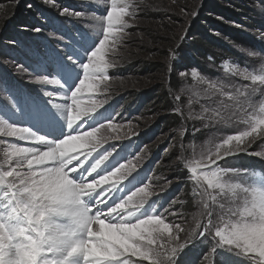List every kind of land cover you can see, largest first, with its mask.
Here are the masks:
<instances>
[{"label": "rangeland", "instance_id": "obj_1", "mask_svg": "<svg viewBox=\"0 0 264 264\" xmlns=\"http://www.w3.org/2000/svg\"><path fill=\"white\" fill-rule=\"evenodd\" d=\"M205 2L0 0V49L5 56H10L11 50L4 45L18 49L13 54L15 60H0L4 67L0 83V181L4 174L12 187L5 194L0 187V197L7 203L1 204L0 199V247L10 249L4 264L18 260L17 264H36V256L41 264H53L42 226L47 221V232L54 227L53 218L60 220V208L66 204H52L60 202L66 184L45 191L41 187L46 182L44 169L32 163L40 161L35 150L42 151V156L49 147L58 152L56 163L66 176V192L71 194L73 205L83 208L84 195L92 197L96 207L101 206L96 209L100 222L114 228L108 237L98 236L92 232L95 217L90 219L89 238L94 241L91 246L87 239V251L84 243L71 239L76 227L71 217H65L61 227L67 228L68 249L62 261L69 264V257L81 253L82 264H264V172L260 171L264 169V9L259 18L261 32L249 30L256 23L249 10L240 11L239 22L205 14L226 27L221 34L197 19ZM254 4L246 0L244 6L255 9ZM50 15L57 18L52 22ZM16 16L29 17L33 24L14 29ZM71 20L77 26H70ZM197 23L203 27L197 28ZM6 30L11 35L22 33L19 42L5 43L2 34ZM239 31L248 38L240 40ZM203 35L217 41L218 46L211 45L210 52L223 59L214 67L193 54L191 66L176 70L172 89L175 113L187 123L192 121L200 133L196 143L179 144L178 138L184 139L181 135L186 132L181 126L174 129L178 138L168 131L159 135L156 124L141 131L146 118L143 114L149 113L153 119L159 115L161 104L155 101L149 103L152 110L141 115L126 117L111 109L106 125L102 126V120L84 124L87 115L103 108L104 96L113 98L109 91L138 78L149 61H160L159 55H165L161 64L170 67L172 62L178 63L174 49L180 36L185 37L184 46L191 37L198 41ZM237 40L241 43L235 44ZM153 84L144 93L161 87L160 91L169 94L164 82ZM123 100L130 101L125 94ZM167 118L155 120L160 126ZM147 130H153L150 137ZM130 136L145 142L140 152L142 163L155 156L158 159H152V173L144 182L131 180L126 186L130 195L124 198V194H116L113 202L109 195L122 187L108 186L106 180L118 182L140 164L132 166L137 158L125 161L113 148L104 150L102 144ZM58 142L67 152V169ZM149 143L155 145L153 150H147ZM82 147H97L98 152L85 155ZM94 158L101 169L93 170ZM104 159L108 164L105 168ZM157 168H176L182 179L162 181ZM81 173L99 181L86 184ZM107 188H112L109 195ZM13 194L30 197L19 198V203L24 199L23 204H10L8 198ZM185 204L191 206L189 214L182 213ZM90 208L94 207L90 204Z\"/></svg>", "mask_w": 264, "mask_h": 264}, {"label": "trees", "instance_id": "obj_2", "mask_svg": "<svg viewBox=\"0 0 264 264\" xmlns=\"http://www.w3.org/2000/svg\"><path fill=\"white\" fill-rule=\"evenodd\" d=\"M246 0H206V2L204 3L202 12H198L196 17L197 19H199V22L201 21L204 24H208L207 26L209 28H215L216 30H219V33L223 34L226 31V27L224 25H222L221 23H219L218 21H215L209 17H206L205 14H209V16L211 15H221L223 18H226L227 20H229L230 18L233 20V22H239V15L241 14L240 11H245V10H249L252 15H253V20L254 25H251V27L249 28L250 31H259L261 32V23H260V16L263 14V9H264V0H247V3H255L254 8L255 9H248L247 7L245 8L244 3ZM230 4V5H229ZM258 8V9H257ZM42 11H39V13H41ZM50 17L52 18V22L54 18H57L56 16L50 15ZM29 17L26 16H16L15 17V21L17 23V25H13L14 29H19V28H25V27H30L31 24H33L31 21L28 20ZM59 20L61 21V19L59 18ZM153 20V18H152ZM31 23V24H30ZM68 24H70V26H77V23L75 22V20H71L68 21ZM242 25V22L240 23ZM197 28H202L203 24L197 23ZM231 29V28H228ZM194 29L193 32H195ZM23 32V31H22ZM196 33V32H195ZM195 33H190L192 34V36H194L195 38H198V35H195ZM1 35V34H0ZM22 33H13L11 35V33L9 32V30L4 31V33L2 34L3 38L2 40L5 43L8 42H19V38L18 36H21ZM238 35H240V40L242 38H244V40H246L245 38H248L249 35L244 34L243 32L239 31ZM201 36V35H200ZM190 38V37H189ZM185 39V37L180 36L178 39V46L174 49V52L178 55L177 62L178 63H171V66L168 67V65H164L161 64L160 61L164 60L165 55H159V59L160 61H149L148 63V68L146 71H139L138 72V78L136 77L135 80H130V82H128V84H126L124 87L121 88H115L114 90L109 91L108 94L112 95V99L107 98L109 96H104L105 97V101L108 102L110 101L111 104L114 106L115 109H118L119 111H121L124 114H127L126 117H129L130 114L132 113H141L143 114L144 111L149 112L150 110H152V106L149 105L150 101H155L156 103H160L161 105L157 107L158 113L159 115L155 118H159L160 116H167V122H162V124L159 126L155 120V118L153 119L151 114L146 113L143 115H146L145 117V121L142 122V126H141V131H143L145 128L148 127V125H154V129L157 132V129L160 131L158 134L161 136H163L165 133L170 132V134H174L173 137L177 136L180 137L176 132H174V129L176 127H183L185 129V134L184 136L181 135V137H184V139L182 138V140H180L178 138V142L179 144L182 143V147L184 144H187L190 141H193L194 143H196V138L200 133L196 132V126H194V123L192 121H188V123L183 120L181 117H179L176 113H175V109L177 108V104H175V101H173V97H172V89L174 90L175 85L173 84V78L175 77L176 74V70H180V69H187L188 66H191L193 63V54H196V56H199L204 64H207L209 66H214L216 67L220 62V60H222L223 56H217L216 59V55H214L215 53L210 52L212 50L213 46H218L217 41L212 40L209 36L203 35L202 36V40L201 39H197L198 41H192L193 37H191V41L187 43L186 40V44H184V46H181L183 44V40ZM237 39V38H236ZM250 39H254L252 36H250ZM240 40H237L235 44H239L241 43ZM260 40V39H258ZM261 41V40H260ZM32 43H36L34 41H31ZM239 42V43H237ZM208 44V45H206ZM29 45L32 46V44L30 43ZM6 49L11 50L10 56H5L4 53H2L1 49H0V60L2 59H10L13 58L14 59V51L18 50L15 48V46L13 45H4ZM23 47H27V45L22 44ZM62 47V46H61ZM27 49V48H26ZM228 51V50H227ZM148 53V52H146ZM174 53V54H175ZM227 54V53H226ZM233 56H238L235 53H231ZM230 55V54H229ZM12 56V57H11ZM19 56H21V51L19 50ZM210 56L212 58V61H208L207 57ZM240 57V56H239ZM156 58V57H155ZM154 58V59H155ZM180 58V59H179ZM132 61V60H129ZM201 66V65H200ZM199 67V65H198ZM203 67V65L201 66ZM3 68L0 65V83L2 81L1 77L2 74L4 73ZM220 72V71H219ZM165 73V75H164ZM144 81H146L149 84H145ZM162 83L164 82V85H166V90L169 91V94L163 91H160L161 87H158L159 89L154 90V89H150L149 93H144L145 92V88H150L152 85H154L153 83ZM151 83V84H150ZM157 85V84H155ZM162 84H160L161 86ZM154 87V86H153ZM124 94L126 95L127 98H129V103L124 102L123 100V96ZM127 104V105H125ZM149 105V107H148ZM147 107V108H146ZM142 110V112H141ZM159 126V127H158ZM157 128V129H156ZM153 129V130H154ZM153 130H147V132L149 131V135L148 137H150V132H152ZM155 132V133H156ZM195 132V133H194ZM202 133V132H201ZM148 134V133H147ZM156 133V136H159ZM159 136V137H161ZM140 141H142L143 144H145V142L138 138ZM184 141V143H183ZM142 146V144L140 145ZM148 146H151V144L149 143ZM155 148V145L149 147V149L147 150H153ZM177 150V149H176ZM180 151H178L177 153L179 154ZM176 153V154H177ZM143 153H140L138 158L141 161L142 158L140 157ZM154 160L158 159V157H153ZM152 161V159H151ZM160 168V166L158 167ZM157 168V169H158ZM159 171V175L160 178L163 180H167V178H170L169 180H179L182 179V175L177 174L176 172V168L175 169H163V170H157ZM185 173V170H183ZM186 194V193H185ZM187 202V201H186ZM184 208H181L182 213L184 214H189L190 210H191V206L189 204H185L183 206Z\"/></svg>", "mask_w": 264, "mask_h": 264}, {"label": "bare ground", "instance_id": "obj_3", "mask_svg": "<svg viewBox=\"0 0 264 264\" xmlns=\"http://www.w3.org/2000/svg\"><path fill=\"white\" fill-rule=\"evenodd\" d=\"M65 115V114H64ZM29 135V134H28ZM33 135V134H32ZM32 138V137H31ZM71 139V138H70ZM46 140V139H45ZM66 140V139H65ZM41 141V140H40ZM50 141V140H49ZM68 141V140H67ZM56 143V142H55ZM63 143V142H62ZM69 144V143H68ZM66 145V144H65ZM65 147V146H64ZM56 148V147H55ZM70 148V147H69ZM56 150V149H55ZM31 151H32V149H31ZM30 151V152H31ZM67 153V152H66ZM42 156H44V155H42ZM34 157V156H33ZM37 158V157H36ZM61 158V157H60ZM46 158H44V157H40V160H45ZM55 162H56V159H55ZM69 162V161H68ZM32 163H37V161H32ZM31 164V163H30ZM42 167L44 168V170H45V172H46V175H44L46 178V182L45 181H43L42 182V185H41V187L43 186V187H45V191H49L50 189H52V188H55L56 187V185L57 186H60V184H61V182L63 181V179H65V177H64V175H63V173H62V171H57V172H59V174L57 175V174H55V173H50V170H52V171H55L56 169L55 168H50V170L48 169V167H47V164L46 163H43L42 164ZM39 169V168H38ZM76 169V168H75ZM39 174V173H38ZM44 174V173H43ZM71 180V179H70ZM90 184V183H89ZM69 185V184H68ZM71 185V184H70ZM85 186H86V184H85ZM62 187V186H61ZM84 187V186H83ZM57 188V187H56ZM85 188H87V187H85ZM73 189V188H72ZM56 190H58V188L56 189ZM72 191V190H71ZM60 192V191H59ZM50 193V192H49ZM62 193V192H61ZM52 194V193H51ZM48 195V194H47ZM49 196V195H48ZM74 199V198H73ZM75 201H78V200H75ZM74 203V202H73ZM79 204V203H78ZM80 206V205H79ZM97 206V205H96ZM59 207V206H58ZM64 207V210L59 214V215H62V214H69V215H71L74 219H76V220H86L87 218L85 217V213H84V211H81V212H78L76 209L75 210H73L72 212H69L67 209H68V207H66V205H64L63 206ZM93 207V206H92ZM78 209V208H77ZM60 210H61V208H60ZM79 211H80V209H79ZM59 212V211H58ZM58 215V214H57ZM47 218V217H46ZM90 218V217H89ZM52 221V220H51ZM78 222V221H77ZM86 222V221H85ZM52 224V223H51ZM79 224H83L82 223V221H79ZM94 229H92V232L94 233V234H96V235H98V236H101V237H104V238H106V237H108L109 235H110V233H111V231L114 229H112L111 230V228H110V226H107V225H105V224H102V223H100L99 221H96L95 223H94ZM55 228V227H54ZM129 229V228H128ZM59 231H60V229H59ZM62 234L64 233V231H62L61 232ZM92 235V234H91ZM94 237H97V236H95V235H93ZM113 238V237H112ZM70 239V238H69ZM9 240V239H8ZM45 240V239H44ZM76 242H78V241H76ZM48 244V246H49V249L51 250V252L53 253V251H52V246L55 248V250L57 251V253H58V255H57V257L59 258L60 257V255H61V253H64V251H65V248L64 247H60L57 243L56 244H51V243H47ZM65 244H66V242H65ZM78 244V243H77ZM91 246H93V241H90V243H89ZM71 247V246H70ZM97 248V247H96ZM2 250H4V249H2ZM96 250V249H95ZM98 250V249H97ZM9 254V253H8ZM93 255V254H92ZM9 256V255H8ZM26 256V255H25ZM90 256V255H89ZM62 258V257H61ZM64 260V259H63ZM95 260V259H94ZM70 262V261H69ZM93 263V262H92ZM94 264V263H93Z\"/></svg>", "mask_w": 264, "mask_h": 264}]
</instances>
